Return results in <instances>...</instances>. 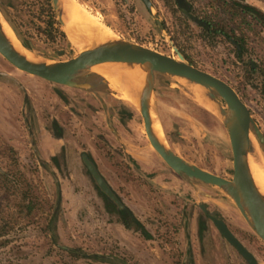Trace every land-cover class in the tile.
I'll return each mask as SVG.
<instances>
[{"label":"rangeland","instance_id":"rangeland-1","mask_svg":"<svg viewBox=\"0 0 264 264\" xmlns=\"http://www.w3.org/2000/svg\"><path fill=\"white\" fill-rule=\"evenodd\" d=\"M2 1L5 12H1L15 37L49 61L68 59L82 46L93 45L72 41L68 35L66 40L44 36V18L35 0ZM77 1L114 36L174 57L176 47L188 63L225 80L245 102L264 136V70L247 71L253 61H260L264 69V29L260 26L240 60L233 43L202 34L197 19L208 7L206 0H184L188 15L176 0H151V10L142 0ZM242 1L264 13V0ZM89 74L101 75L91 69L76 77ZM104 81L107 89L97 85L91 99H82L91 106L88 108L76 101V90L64 87L72 98L63 100L58 94L63 93L60 86L15 68L0 55V204L30 206L16 228L0 237V264H247L199 204L221 217L264 264V242L220 190L197 179L179 178L173 170L168 174L141 172L124 151L136 149L141 142L149 145L140 112L129 101L118 99L110 82ZM197 90L184 79L157 74L153 77L154 118L176 154L230 178L227 131L196 97ZM115 101L132 115L123 123L114 120L107 125L102 108L107 104L116 112ZM52 121H56L61 139L53 132ZM62 144L63 152L59 151ZM257 146L264 165V146L259 142ZM81 151L90 153L151 238L118 222L115 208L106 205L86 171ZM52 154L58 155V166L51 162ZM58 188L61 197L56 210ZM199 221L207 225L202 237L197 232Z\"/></svg>","mask_w":264,"mask_h":264},{"label":"water","instance_id":"water-1","mask_svg":"<svg viewBox=\"0 0 264 264\" xmlns=\"http://www.w3.org/2000/svg\"><path fill=\"white\" fill-rule=\"evenodd\" d=\"M142 1L151 10V0ZM51 2L61 29L64 31L57 16L56 0H51ZM176 2L182 12L188 15L184 0H176ZM0 14L3 16L1 10ZM191 19L196 20L194 16H191ZM21 44L23 45V43ZM24 47L30 50L28 47ZM173 49L176 52V57L114 36L111 42H93L92 46L80 50L75 56L65 60L49 61L33 52L41 60L31 62L11 47L0 30V55L15 68L49 82L81 88L89 87L88 83H77L72 78L89 72L93 65L102 62H121L143 68L146 71L147 81L137 108L142 117L143 129L149 144L174 172L183 174L188 178L197 179L225 194L235 205L234 207L237 208L245 222L264 242V199L255 187L246 158L247 152L254 147L253 140L259 159L257 143L259 142L264 146V136L254 122L249 108L229 83L191 65L176 47H173ZM63 52V50H60L58 54H63ZM153 71L184 79L188 83L201 85L204 87L206 95L210 99L213 98L220 105L222 116L220 121L227 131L232 155V175L230 178H225L187 161L153 135L150 114L153 106L149 103V97L154 95ZM83 161L100 190L118 208H124L122 202L98 172L95 165L87 157H83ZM200 208L205 212L207 211L204 204H200ZM209 219L226 241L249 264H258L251 252L230 232L222 219L211 214H209Z\"/></svg>","mask_w":264,"mask_h":264},{"label":"bare ground","instance_id":"bare-ground-1","mask_svg":"<svg viewBox=\"0 0 264 264\" xmlns=\"http://www.w3.org/2000/svg\"><path fill=\"white\" fill-rule=\"evenodd\" d=\"M55 7L62 28L70 40L84 41L83 43H108L113 40L114 34L108 31L105 25L77 0H56ZM0 30L11 47L21 56L31 62H39L41 60L36 54L21 44V42L15 37L14 32L6 19L1 14ZM76 43L78 45V42ZM77 48L79 49L80 45ZM81 49H83V46ZM91 69L94 73L96 71V73L103 75L123 100H127L138 107L139 98L146 87L147 81L146 71L143 68L138 65L121 62H102L93 65ZM188 84L198 89L197 92L199 91V96L196 97H199L198 99L201 100V103L211 110V112L220 120V118H222L220 114V105L213 100V98L210 99L206 95L204 91L205 89L201 85L194 83ZM153 100L154 95H151L149 97V103L151 106H153ZM153 111L154 110L151 107V131L161 143L166 145L163 134L161 133V126L157 119L154 118ZM252 142L255 147V142L253 140ZM254 147L247 152L246 158L255 187L264 199V165L259 161L257 150Z\"/></svg>","mask_w":264,"mask_h":264},{"label":"trees","instance_id":"trees-1","mask_svg":"<svg viewBox=\"0 0 264 264\" xmlns=\"http://www.w3.org/2000/svg\"><path fill=\"white\" fill-rule=\"evenodd\" d=\"M34 3L38 4V8L43 14L44 27L42 29L39 27V29L44 32V36L51 40H66V35L61 29L51 0H35ZM205 6H208L207 9L201 11L200 19H197L202 34L207 38L209 36H220L230 41L236 46V57L242 60V54L247 51V44L251 36L259 34V31H257L259 26L264 29V13L242 0H206ZM0 10L3 13L5 12L1 1ZM22 43L28 47L24 41ZM247 67L249 73L264 70L260 61L257 63L253 61ZM56 159V156L51 157L53 162H56ZM103 198L106 205L115 206L105 195ZM59 201L60 192L58 190L55 202L56 210L59 208ZM26 208L29 209L30 206L23 202L17 203L13 207L8 203L0 204V237L9 234L16 228L20 219L26 216ZM115 210L125 228H134L145 238H151L150 233L128 207Z\"/></svg>","mask_w":264,"mask_h":264},{"label":"flooded vegetation","instance_id":"flooded-vegetation-1","mask_svg":"<svg viewBox=\"0 0 264 264\" xmlns=\"http://www.w3.org/2000/svg\"><path fill=\"white\" fill-rule=\"evenodd\" d=\"M1 2H2V6H3V8H4V3H3V1L2 0H0ZM4 10H5V8H4ZM60 50H63V49H58L57 51H60ZM98 74V73H97ZM157 74H161L162 75V73H160V72H157V71H153V77H154V79H155V77H156V75ZM92 76H94V75H91V74H89L87 77H85V78H77V77H74V78H72L74 81H76L77 83H88L90 86L89 87H85V88H81V87H77V86H69V85H65V84H59V83H54V82H49V81H47L48 83H50V84H56V85H58V86H60L59 88H60V90L63 92L62 94L59 92L58 94H59V97H61L63 100L64 99H67V98H72V96H71V94L69 95V92L68 91H66V89H63L64 87H66V88H69V89H73V90H76L77 92H75L74 94H76V101H78V102H80V103H83L85 106H87L88 108L89 107H91L90 105L88 106V103H84L83 101H82V99H84V97L85 96H87L89 99H91V95H93V94H95V92H96V90H97V85H101V86H103V88L102 89H107V87L105 86L106 85V83H105V81L101 78V77H103L105 80H107L103 75L100 77L99 76V74L98 75H95L93 78H92ZM108 81V80H107ZM109 82V81H108ZM63 86V87H62ZM109 86V85H108ZM112 89V88H111ZM105 93V92H104ZM63 94H64V96H63ZM111 94V93H110ZM112 95V94H111ZM117 98L118 99H120V100H123L120 96H118V94H117ZM113 99V98H112ZM114 100V99H113ZM114 104H116V105H118L119 106V109L118 110H116V112H114L110 107H108L107 106V104H106V106H105V108L103 107L102 108V114L103 115H105V122H106V124L107 125H109V123H110V121H114V119L117 117V120H118V122L119 123H123L124 122V120H125V118L126 117H131V115H132V113L130 112V111H127V113H126V109L123 107V105H122V103L120 102V101H115V103ZM125 110V111H124ZM113 115H116V117L113 119ZM126 115V116H125ZM52 128H53V132L55 133V135H56V137L58 138V139H61L62 138V134L59 132L60 131V129H59V127H58V125H57V123H56V121H52ZM145 133V132H144ZM146 136V135H145ZM147 138V137H146ZM166 141V140H165ZM166 143H167V141H166ZM167 145H168V143H167ZM150 147L152 148V146L150 145ZM64 145L62 144V145H60V147H59V151H61V152H63L64 151ZM153 149V148H152ZM128 155V157L131 159V160H133V162L136 164V165H138L137 163H136V161L134 160V158H132L129 154H127ZM52 156H56V162H53L52 160H51V157ZM83 157H87L94 165H95V167L97 168V170H98V172L101 174V172L99 171V169H98V167H97V165H96V163H95V161H94V159L92 158V156L90 155V153H88V152H86V151H81L80 152V158H81V161H82V163H83V165H84V167H85V169H86V171L88 172V174L90 175V177H91V179H92V181L94 182V185H95V187H96V189H97V192H99V194L102 196V198H103V196L105 195L101 190H100V188L97 186V184L95 183V181L93 180V178H92V176H91V174H90V172L88 171V169H87V167H86V165H85V163H84V161H83ZM50 160H51V162L55 165V166H58V155L57 154H52L51 156H50ZM170 170H172L171 168H169V170L168 171H170ZM177 175L179 176V178H181V177H186L185 175H183V174H178L177 173ZM101 176L103 177V175L101 174ZM104 178V177H103ZM187 179H188V177H186ZM190 179H193V180H196V179H194V178H190ZM104 180L106 181V179L104 178ZM107 182V181H106ZM107 184L109 185V183L107 182ZM109 187L112 189V187L109 185ZM58 190H59V192H60V189L58 188ZM58 190H57V193H58ZM113 190V189H112ZM113 192L116 194V192L113 190ZM104 194V195H103ZM106 196V195H105ZM116 196L118 197V199L122 202V200L119 198V196L116 194ZM60 197H61V192H60ZM106 198L108 199V200H110L107 196H106ZM104 199V198H103ZM104 201H105V199H104ZM111 201V200H110ZM114 205H115V203L113 202V201H111ZM106 203V202H105ZM122 204L124 205V207H127L123 202H122ZM112 207H114L115 209H120V208H118L116 205L115 206H112ZM129 208V207H128ZM198 208H200V204H199V207ZM205 208H206V205H205ZM114 209V210H115ZM201 209V208H200ZM207 209V211L205 212V211H203L202 209H201V211H202V213L206 216V218L212 223V225L215 227V225L213 224V222L209 219V214H211V215H214L215 217H217V218H220V219H222L221 217H219V216H217L216 215V213L214 214V213H212L211 211H209L208 210V208H206ZM129 210H130V208H129ZM133 213V212H132ZM118 215V214H117ZM223 220V219H222ZM118 222H120L121 223V221H120V219H119V216H118ZM223 222L225 223V225L227 226V228L230 230V232L235 236L236 234H234V232L230 229V227L228 226V224L223 220ZM122 224V223H121ZM123 225V224H122ZM124 226V225H123ZM250 227V226H249ZM207 228V225H206V222L204 221H199L198 223H197V232H198V236L199 237H202V233H203V230H205ZM216 228V227H215ZM217 229V228H216ZM252 229V228H251ZM218 231V230H217ZM219 232V231H218ZM221 235V234H220ZM222 236V235H221ZM258 236V235H257ZM223 237V236H222ZM236 237V236H235ZM259 237V236H258ZM237 238V237H236ZM260 238V237H259ZM238 239V238H237ZM261 239V238H260ZM239 241H240V239H238ZM262 240V239H261ZM263 241V240H262ZM241 242V241H240ZM232 246V245H231ZM233 247V246H232ZM234 248V247H233ZM246 248V247H245ZM235 249V248H234ZM247 249V248H246ZM236 250V249H235ZM248 250V249H247ZM249 251V250H248ZM249 252H251V251H249ZM251 254L254 256V258H255V255L251 252ZM243 259L246 261V259L243 257ZM255 260L257 261V259L255 258ZM247 262V261H246ZM257 263L258 264H260L259 263V261H257ZM247 264H249L248 262H247Z\"/></svg>","mask_w":264,"mask_h":264},{"label":"crops","instance_id":"crops-1","mask_svg":"<svg viewBox=\"0 0 264 264\" xmlns=\"http://www.w3.org/2000/svg\"><path fill=\"white\" fill-rule=\"evenodd\" d=\"M104 80V79H103ZM108 82V81H107ZM109 85V83H108ZM110 87V85H109ZM111 88V87H110ZM113 119L116 117V115H113ZM118 122L117 117L114 119ZM127 154H129L136 163L139 166V169L141 172L149 174L152 172H157L159 173L160 171L166 174L169 172V166L161 159V157L152 149L149 145H145L143 142H141V146H137L136 149H125L124 150ZM176 173V172H175ZM159 175V174H158ZM157 175L156 180H160L159 176ZM176 179H174L173 185L176 183ZM172 182H164L163 184H167V186H172Z\"/></svg>","mask_w":264,"mask_h":264}]
</instances>
